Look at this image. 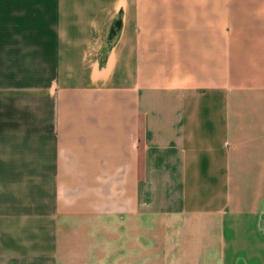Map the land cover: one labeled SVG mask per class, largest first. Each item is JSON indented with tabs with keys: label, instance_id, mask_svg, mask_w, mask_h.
Returning <instances> with one entry per match:
<instances>
[{
	"label": "crops",
	"instance_id": "0c3cea01",
	"mask_svg": "<svg viewBox=\"0 0 264 264\" xmlns=\"http://www.w3.org/2000/svg\"><path fill=\"white\" fill-rule=\"evenodd\" d=\"M0 264H264V0H0Z\"/></svg>",
	"mask_w": 264,
	"mask_h": 264
},
{
	"label": "rangeland",
	"instance_id": "374dc122",
	"mask_svg": "<svg viewBox=\"0 0 264 264\" xmlns=\"http://www.w3.org/2000/svg\"><path fill=\"white\" fill-rule=\"evenodd\" d=\"M146 225L148 226V228H152V221H150L149 224H146L145 222L142 221V226H146ZM148 228H145V229H148ZM108 238H109V243H108L107 247L109 249V254H116V253L118 254L119 253L118 249L121 250L120 246H124V244L127 242L126 236H118V234H115L114 232H112V234H110V236H108ZM141 243H142V248L143 247L144 248H151L152 247V236L142 235ZM144 252H147V250H144ZM141 253L143 254V250H141ZM145 256L146 255H142V259ZM112 257H114V256H112Z\"/></svg>",
	"mask_w": 264,
	"mask_h": 264
}]
</instances>
